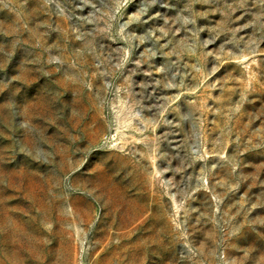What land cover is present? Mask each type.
Segmentation results:
<instances>
[{"label":"rangeland","instance_id":"obj_1","mask_svg":"<svg viewBox=\"0 0 264 264\" xmlns=\"http://www.w3.org/2000/svg\"><path fill=\"white\" fill-rule=\"evenodd\" d=\"M0 264H264V0H0Z\"/></svg>","mask_w":264,"mask_h":264}]
</instances>
